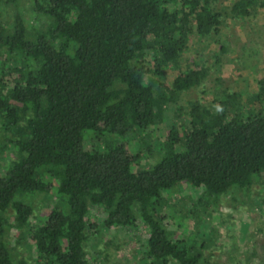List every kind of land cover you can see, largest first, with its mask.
Instances as JSON below:
<instances>
[{
	"label": "trees",
	"instance_id": "16d2710c",
	"mask_svg": "<svg viewBox=\"0 0 264 264\" xmlns=\"http://www.w3.org/2000/svg\"><path fill=\"white\" fill-rule=\"evenodd\" d=\"M220 1L0 0V264H91L90 230L112 228L148 230L146 264H219L206 241L170 229L165 194L189 185L208 209L263 178L264 108L245 111L224 88L189 101L158 150L151 128L209 77V64H182L194 35L215 41L225 19L264 9ZM250 100L264 103V77Z\"/></svg>",
	"mask_w": 264,
	"mask_h": 264
},
{
	"label": "rangeland",
	"instance_id": "374dc122",
	"mask_svg": "<svg viewBox=\"0 0 264 264\" xmlns=\"http://www.w3.org/2000/svg\"><path fill=\"white\" fill-rule=\"evenodd\" d=\"M235 1L237 0H221L219 8L227 13ZM24 6H30V2L26 1ZM219 44H223L227 52L221 54L219 63H215ZM191 60L209 64V77L205 85L183 94L179 102L183 107L180 117L175 112L179 105H168L161 123L151 128L155 136L153 144L156 150L165 140L173 122L188 120L189 101L203 95L208 100L213 96V91L226 88L230 93H240L241 101L246 105L245 111L249 108H264V103H251L250 100L258 91V79L264 77V9L261 8L256 14L241 20L225 19L222 32L215 41H199L197 35H194L190 49L182 58L183 66L190 65ZM204 89L209 92L204 94ZM97 142V139L89 140L86 147L95 148ZM150 161L153 159L150 158ZM6 162L5 159L2 161L0 153V172ZM202 192L203 190L185 184L166 192L167 205L164 210L169 217L170 229L177 230L185 239L195 237L198 242L206 241V254L219 264H264V177L256 180L247 191L232 190L217 204L211 202L208 209L202 208L200 204H193ZM49 197L45 201L42 196H37L33 222L46 217L49 212L47 204H55L54 194ZM91 217L98 219L97 222L104 220V214L97 210H93ZM89 236L87 250L91 256V264L147 262L146 229L112 228L105 230L102 237L96 236V232L90 230ZM108 240H115V246L109 248L112 253L110 262L101 251L105 252Z\"/></svg>",
	"mask_w": 264,
	"mask_h": 264
}]
</instances>
